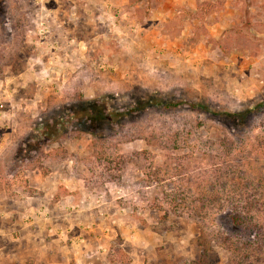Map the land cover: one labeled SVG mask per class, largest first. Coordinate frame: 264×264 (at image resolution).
<instances>
[{
  "label": "rangeland",
  "instance_id": "obj_1",
  "mask_svg": "<svg viewBox=\"0 0 264 264\" xmlns=\"http://www.w3.org/2000/svg\"><path fill=\"white\" fill-rule=\"evenodd\" d=\"M145 7L0 0V264H264V0Z\"/></svg>",
  "mask_w": 264,
  "mask_h": 264
},
{
  "label": "crops",
  "instance_id": "obj_2",
  "mask_svg": "<svg viewBox=\"0 0 264 264\" xmlns=\"http://www.w3.org/2000/svg\"><path fill=\"white\" fill-rule=\"evenodd\" d=\"M199 1L202 0H162L159 2V7L155 8L153 11H151V14L153 15L150 18V21H152L149 25V28L143 29L141 28V31L139 32L141 35L137 39L139 44H142L143 40H145V36H147L146 32L148 30H151L155 34V38L159 37L160 39L162 37H166L163 32L160 31V28L158 27L161 22H166L171 20L174 16L177 15L178 10H180L182 7H187L190 11H196L197 4ZM227 4V3H225ZM224 14V15H223ZM228 14L226 13H220L218 17H215L208 26V28L211 31V34H209L212 38H218L222 34V32L227 29L228 27V19L226 18ZM194 22H197V19H194ZM157 29V32H154V30ZM151 36V35H148ZM147 36V37H148ZM154 37H150V39H154ZM154 42V41H153ZM157 42H155L156 44Z\"/></svg>",
  "mask_w": 264,
  "mask_h": 264
},
{
  "label": "trees",
  "instance_id": "obj_3",
  "mask_svg": "<svg viewBox=\"0 0 264 264\" xmlns=\"http://www.w3.org/2000/svg\"><path fill=\"white\" fill-rule=\"evenodd\" d=\"M145 1V9H148V12L150 13L151 11H153L154 10V7L152 6V3H151V1L152 0H144ZM152 6L151 8H149V6ZM247 22H249V20H246V21H244V24L246 25L247 24ZM247 27V26H246ZM151 104V103H150ZM179 104V103H178ZM178 104H175V106L176 105H178ZM159 105H161L162 106V104L160 103ZM164 107L167 109V108H170L171 106L170 105H167V104H164ZM197 109H200L199 107H195V105L194 106H192V107H190V110H197ZM101 110V109H100ZM247 115H251L252 116V118H253V115L250 113V112H248V114ZM102 116L104 117V113L102 112ZM228 116L231 118V117H233V114H228ZM112 117V116H111ZM114 117V119L115 120H112V121H110L111 122V124L113 125L115 122H118L120 119H124L125 118V116H123V115H114L113 116ZM237 217H240V216H237ZM235 221H237L236 219H235Z\"/></svg>",
  "mask_w": 264,
  "mask_h": 264
}]
</instances>
